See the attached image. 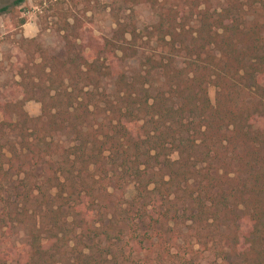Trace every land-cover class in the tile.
<instances>
[{
  "label": "trees",
  "instance_id": "16d2710c",
  "mask_svg": "<svg viewBox=\"0 0 264 264\" xmlns=\"http://www.w3.org/2000/svg\"><path fill=\"white\" fill-rule=\"evenodd\" d=\"M124 1L156 21L67 23L1 95L0 229L26 240L0 236V264H122L131 239L168 255L177 226L196 254L216 232L227 259L264 264V0Z\"/></svg>",
  "mask_w": 264,
  "mask_h": 264
},
{
  "label": "rangeland",
  "instance_id": "374dc122",
  "mask_svg": "<svg viewBox=\"0 0 264 264\" xmlns=\"http://www.w3.org/2000/svg\"><path fill=\"white\" fill-rule=\"evenodd\" d=\"M14 0H0V98L9 97L6 90L13 88L14 83L20 80L19 68L27 62L31 56L34 60H40L37 48L45 53L57 55L64 46L63 33L66 24H79L83 30H90L93 36L103 38L110 37L119 23L134 24L137 31L151 25L156 21L153 12L145 4L131 6L124 0H25L20 5H12ZM213 6L218 7L221 0H211ZM24 20L21 24L20 21ZM264 36V33H263ZM148 51V47L141 49ZM133 62H130L132 64ZM14 95L20 96L18 93ZM213 89L209 90V96L213 99ZM10 98V97H9ZM24 111L30 117L40 114V103L29 100L24 103ZM3 114L0 111V120ZM71 136L60 138V142L69 143ZM6 193L0 192L1 207L7 205L10 209L14 205L6 203ZM20 205V203H19ZM11 206V207H10ZM5 209V208H4ZM31 211V207L29 212ZM175 236H164L163 244L168 246L170 253L164 254L160 248H152L153 251L143 249L132 242H120L121 248L119 262L122 264H235L233 259H227L221 252L225 247L223 237L214 232V242L208 245L209 249H203L202 254H196L197 244L191 247L189 233L181 227H173ZM0 229L1 239L6 242L21 244L25 242V232L16 221L12 227ZM3 232V233H2ZM107 244V243H105ZM163 245V246H164ZM192 248V250H191ZM123 249V251H122ZM157 251H160L158 254ZM185 256V258H183Z\"/></svg>",
  "mask_w": 264,
  "mask_h": 264
}]
</instances>
